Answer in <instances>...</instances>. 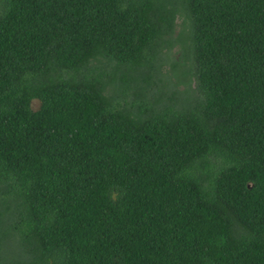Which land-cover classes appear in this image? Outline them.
<instances>
[{"label": "trees", "instance_id": "trees-1", "mask_svg": "<svg viewBox=\"0 0 264 264\" xmlns=\"http://www.w3.org/2000/svg\"><path fill=\"white\" fill-rule=\"evenodd\" d=\"M0 264H264V0H0Z\"/></svg>", "mask_w": 264, "mask_h": 264}, {"label": "rangeland", "instance_id": "rangeland-1", "mask_svg": "<svg viewBox=\"0 0 264 264\" xmlns=\"http://www.w3.org/2000/svg\"><path fill=\"white\" fill-rule=\"evenodd\" d=\"M179 59V50H178V47L177 46H174L169 52H168V60H166V62H164L161 66V72L164 73L166 76L169 77L170 81H174L175 80V77L173 76L172 74V71H171V68H170V65H169V62L170 61H173V60H178ZM180 71L184 72L186 70V67H182V68H179ZM180 71H177V72H180ZM179 75H182L181 73H179ZM176 89L177 90H182L184 89V85L182 83H178L176 85ZM32 106L34 107L36 102L35 101H32Z\"/></svg>", "mask_w": 264, "mask_h": 264}]
</instances>
